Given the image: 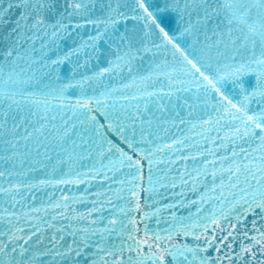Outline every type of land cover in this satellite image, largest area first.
I'll return each instance as SVG.
<instances>
[{
    "label": "snow or ice",
    "instance_id": "snow-or-ice-1",
    "mask_svg": "<svg viewBox=\"0 0 264 264\" xmlns=\"http://www.w3.org/2000/svg\"><path fill=\"white\" fill-rule=\"evenodd\" d=\"M14 9L21 11L13 20ZM168 13L179 19L175 28L162 26ZM6 25L0 161L22 166L30 145L37 157L43 148L54 178L29 183L15 163L0 169V264H45L42 257L49 264H264L257 260L264 223L252 220L255 234L245 226L249 215L264 221V0H0ZM65 37L77 46L63 50ZM65 62L73 69L67 81L59 75ZM249 73L251 90L240 83ZM92 81L101 90L89 95L84 85ZM226 81L241 85L242 99L225 93ZM73 87L80 89L74 101L66 95ZM84 159L87 172L79 170ZM92 181L100 184L90 194ZM81 184L80 195L62 191L47 206L27 204L33 189ZM169 192L172 203L163 207L173 210L171 227L150 233L147 221L161 209L137 219L147 204L141 193L165 199ZM185 207L195 211L176 215Z\"/></svg>",
    "mask_w": 264,
    "mask_h": 264
},
{
    "label": "water",
    "instance_id": "water-1",
    "mask_svg": "<svg viewBox=\"0 0 264 264\" xmlns=\"http://www.w3.org/2000/svg\"><path fill=\"white\" fill-rule=\"evenodd\" d=\"M156 2L160 3L161 6L163 5V0H156ZM20 9H14L13 10V15H12V19L14 20L16 18V16L19 15L20 13ZM98 11V10H97ZM163 19V25L162 26H167L169 29L175 28L178 24H179V19L176 16L175 13H168L167 15H164L162 17ZM130 26V25H129ZM11 30V25H6L4 27H0V61L3 60V52L7 51V44L8 41L5 40V37L9 35ZM121 31H123V27H121ZM85 39H87V37L91 34H93V30L91 28V26H89L86 29H82L81 33H80ZM178 34V33H177ZM79 43V41L77 40V44ZM61 47L63 50L67 51L70 50L73 47H76V44H73V40L69 39L67 37H65L64 40H62L60 42ZM37 53L36 58L39 59L40 58V52H39V42H37ZM102 48L106 49L107 45L102 43L101 45ZM49 55H51V53H49ZM101 66H106V62L105 59L101 60ZM95 67L94 64H90L89 68ZM144 67H147V61L145 62ZM72 64L65 62L64 64H62L59 68V75L61 76V78L65 81L70 80L72 78ZM88 74H91L90 72ZM81 77L79 75H77L76 79L79 80ZM117 81L115 80V78H113V80L111 81V83L115 84ZM103 83L107 84L109 83L108 80L103 81ZM240 83H242L243 87L245 89L251 90L252 88L255 87L256 84V77L254 74H245L242 78ZM85 90L88 92L89 95H91L92 90L96 89L97 91L101 90V83L96 82V81H92L89 83H86L84 85ZM223 90L225 91L226 94L232 96L234 99H242L243 96L240 95V91H241V85L237 84V85H233V83L231 81H226L223 85ZM67 98L70 100H76L80 97V89L78 87H73L71 89L68 90L67 92ZM253 108L257 107L256 104L252 105ZM171 134H178V133H171ZM111 138L113 140H115L118 144H120V140L117 136H115L114 134H111ZM147 146V145H146ZM121 147H124L125 150L127 151V147L123 144H121ZM29 150H30V155L24 160L23 165L21 166V164L18 161H8V162H2L0 161V169H11L12 168V164L15 163L16 164V168L15 171H22L24 174L19 178L21 181L23 180H27L29 183H38L39 180H45V179H53V174H52V164H50L48 161L43 160V148L40 149V155L39 157L36 156V154L34 152L31 151V145L29 146ZM0 154H4L3 152H0ZM50 155H53V162H55V154L52 153L50 151ZM63 156V154H61ZM39 159L43 161V164L41 165H36L35 161ZM63 159L67 162V157L63 156ZM81 164H83V167H81L79 170L81 172H87V165L89 163V161L87 159H84L80 162ZM32 165L34 170L33 171H29V166ZM47 166V167H45ZM161 168L166 167V165H161ZM177 167H179V165H177ZM63 172H67L68 168H67V164H65V166L63 167ZM59 171V168H58ZM154 173H155V166L153 169ZM148 167H147V163L145 162V167L143 169V176H144V181H143V185L144 187H147L148 184ZM172 175H176L175 173H172ZM59 178V177H56ZM0 183H3V181H0ZM99 184L100 181H92V187L88 189V192L91 193H95L96 191L99 190ZM85 185L81 184L78 186H72V185H67V186H59V187H41L38 189H33L32 190V194L36 197L35 201L32 200H28L27 204L32 205L34 204L35 207L39 208L42 206H47L49 203V199L54 197L55 199H59L61 192L63 191L65 194H69V193H75L77 195H80L82 193H84L85 190ZM161 193L166 192L165 189H159L158 190ZM25 195H27V193H25ZM191 199H196L195 195L189 194ZM168 198L165 199H161V197L159 195L154 196V197H149L147 193H141V203H145V201H147V204L145 206V208L138 214H134L136 216L137 219H140L143 215V211H149V212H155L157 208H160L161 211L155 215L152 216L148 221V229L149 232H153L156 230H163V229H167L169 227H171L172 224V211L170 209H166L163 206L165 204H169L172 203V197L170 196V192L167 193ZM89 200L94 199V197L92 195H89ZM131 199V198H130ZM53 200V202H54ZM153 201H158V203H153ZM115 203L117 204H121L123 203V201H115ZM131 206V205H130ZM74 208H76L78 211L80 212H84L87 210V205L85 204H78V205H74ZM51 211V210H50ZM111 209H107L104 213L105 216H110L111 215ZM189 211L194 212L195 208H176L175 209V213L178 216L181 217H185L189 214ZM42 215V213H41ZM253 219H257V223L258 226L262 223H264V221H260L258 219V217H253L251 215L248 216L247 218V223H246V227L249 230L250 234H255L252 232V220ZM59 223V222H58ZM63 223L67 224L69 223V221H64ZM84 226V225H81ZM103 226V225H101ZM143 223L140 225L141 229H143ZM49 234H51V230H49ZM143 235V232H141V236ZM180 242H183L184 238L183 237H178L177 238ZM65 242L70 244L72 242V238L70 236H65ZM111 243H116L117 240L115 237L111 238L110 240ZM188 243H191V238H188ZM251 241H245V243H250ZM95 241H92V244H94ZM239 245H240V240H237L235 243V251L238 252L239 251ZM86 256L84 257V259L87 261L91 258L92 254L95 252V247L91 246L87 249H84ZM145 251H147V247L145 246ZM224 251H227V249H225ZM210 255L215 256L216 253L214 250H210ZM221 255H223V252L221 253ZM42 259L44 260L45 264H49V262L51 261V257H42ZM110 259V258H109ZM250 259V258H249ZM260 259H264V256H261L260 254L257 255V260ZM169 264H172L171 259L169 258ZM227 264V262H226Z\"/></svg>",
    "mask_w": 264,
    "mask_h": 264
}]
</instances>
